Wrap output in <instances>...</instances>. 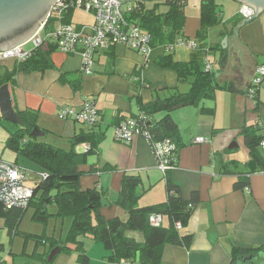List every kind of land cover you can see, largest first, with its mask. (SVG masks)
Returning a JSON list of instances; mask_svg holds the SVG:
<instances>
[{
    "label": "crops",
    "instance_id": "crops-1",
    "mask_svg": "<svg viewBox=\"0 0 264 264\" xmlns=\"http://www.w3.org/2000/svg\"><path fill=\"white\" fill-rule=\"evenodd\" d=\"M216 2L221 6L222 22L207 31L205 43L211 47L219 45L223 53L213 51L209 62L217 82L232 84L237 91L219 90L213 100H204L199 107L187 106L170 112L177 127L180 147L174 153V169L165 175L158 169L153 151L143 137L134 138L129 145L116 142L112 137L113 128L122 120L142 114L140 105L163 100L171 95L172 90L184 93L189 89L188 82L179 83L173 70L162 69L155 63L158 57L167 54L163 46L152 48L148 56L122 45L101 50L95 55L93 73L85 77L78 73L81 65L78 54H64L53 49L50 54L52 68L19 72L13 78V85H8L13 110L16 113L36 112V125L44 132L43 137L51 135L56 142L65 143L66 149L56 146L55 141L50 143L53 146L68 151L70 139L80 132L102 136L97 148L87 153L78 170L84 173L79 179L80 190L95 189L102 193L100 214L105 219L118 218L122 222L128 219L127 212L115 204L124 174L140 180L142 196L137 202L139 207L157 205L166 200V177L179 188L184 199L196 197V206L187 225L178 231L182 237H191L189 246L165 245L160 264H236L240 257L248 258V264L252 260L250 257L258 259L261 264L264 258L263 254L241 255L233 260L236 249L264 246V172L249 174L251 156L241 133L245 127L256 126L264 134V81L253 98L246 95L256 69L264 63V12L244 23L238 13L240 4L231 0ZM191 6L192 10H187ZM77 12L85 19H74ZM184 16L182 35L192 40L200 26L199 0H187ZM238 19L241 22L234 26L233 22ZM69 23L88 27L93 24V18L81 11H73ZM193 53L186 46L176 45L171 54L173 61L186 63ZM5 68L7 66L1 65L0 73ZM136 75L140 78L137 79ZM136 80L145 83V87L135 86ZM87 99L94 101L101 117L95 128L58 118V111L63 106L79 110ZM202 108L214 112L201 113ZM163 116L164 113H159L153 119L157 121ZM0 121L4 120L0 117ZM13 125L4 126L8 138L16 130ZM40 138L37 139L42 141ZM196 138H203L205 142L195 143ZM87 146L77 145L74 150L83 154ZM259 149L264 156V151ZM4 152L8 158L0 154L4 161L31 175L42 172L6 146ZM105 167H114L115 170L109 171ZM222 170L229 173L221 174ZM243 174L246 184L237 187ZM58 220L53 219V224ZM61 220L64 219L59 221L63 224ZM67 221H64L66 233L70 226V220ZM162 223L167 224L164 217ZM0 228H5L4 221L0 220ZM53 235L47 237L54 238ZM126 235L137 243L144 242L140 232L129 231ZM9 237L11 246L15 238H19L22 249L19 252L10 249L6 254L4 246L0 245L2 264H42L39 257L47 247L36 249L34 241L25 243L21 237ZM98 245L101 244L88 243L89 264L96 263L98 256L103 260L97 264H107V251ZM35 250L39 256L31 258ZM77 257V252L59 251L51 264H78Z\"/></svg>",
    "mask_w": 264,
    "mask_h": 264
},
{
    "label": "trees",
    "instance_id": "trees-1",
    "mask_svg": "<svg viewBox=\"0 0 264 264\" xmlns=\"http://www.w3.org/2000/svg\"><path fill=\"white\" fill-rule=\"evenodd\" d=\"M186 2L187 0H145L130 3L132 10L125 15V20L150 35L151 48L172 45L188 39L182 35ZM199 2L200 26L193 39L197 44V52H194L190 61L186 63L173 61L171 53L155 60L158 66L173 70L179 83L188 82L189 89L184 93L172 90L171 95L163 100L140 105L145 118L143 125L147 126L156 140H170L175 146V152L180 145L177 127L170 118V112L187 106L199 107L204 100H213L219 90L237 91L232 84H219L212 70L209 72L204 70L205 56L208 53L211 55L213 51L222 52L219 45L211 47L205 43L207 31L221 24L222 10L216 0H199ZM72 12V10L65 12L63 23L70 22ZM240 22L238 19L233 25L236 26ZM51 27L52 22H49L46 28ZM52 52L51 46L41 47L25 62H14L11 69L5 68L0 73V87L4 84L13 85V78L19 72L30 73L52 68L50 61ZM78 73L83 76L80 71ZM136 78L140 77L136 75ZM136 85L142 89L146 84L136 80ZM200 112L213 114L214 110L202 108ZM159 113H164V116L156 121L153 116ZM17 114L22 124L16 126L15 132L10 134L5 146L38 166L45 174V178L34 189L26 207L7 208L0 203V218L4 220L9 236L21 237L25 243L34 241L36 249L40 246L47 247L39 257L42 264H51L52 261L48 263L47 258L56 248L65 253L77 252V263L89 264L84 248V239L87 237L101 244L107 251V264L123 261H128L129 264H160L165 245L189 246L191 237L180 236L176 225L180 224L182 227L187 225L196 206L197 199L194 195L190 200L184 199L179 188L166 177V200L157 205L139 207L137 202L142 196L140 180L136 176L124 174L115 204L127 212L128 219L126 222L118 218L105 219L100 214L102 193L95 189L80 190L79 179L84 173L78 170L79 166L84 164L87 153L97 148L102 136L94 132H80L70 139V149L65 151L31 135L32 129L37 126L36 112L25 110ZM241 133L251 156V161L248 163L251 171L249 174L264 172V156L259 149L264 134H261L256 126L245 127ZM81 144H88L89 151L83 154L77 153L74 147ZM105 168L109 171L115 170L114 167ZM226 173L229 172L226 170L221 172V174ZM245 174L240 176L237 187L246 184ZM28 210L32 211L31 220L43 225L51 218L69 219L70 226L64 239L19 231L18 226ZM151 214L161 215L166 219L167 224L162 223L159 227L151 226L149 224ZM129 231L142 233L144 242L137 243L127 237L126 233ZM257 254L264 256V246L249 250L236 249L233 251V260L241 255L256 256ZM33 255H38L36 250L30 257H34ZM261 264H264V258Z\"/></svg>",
    "mask_w": 264,
    "mask_h": 264
},
{
    "label": "built area",
    "instance_id": "built-area-1",
    "mask_svg": "<svg viewBox=\"0 0 264 264\" xmlns=\"http://www.w3.org/2000/svg\"><path fill=\"white\" fill-rule=\"evenodd\" d=\"M81 11L93 18V24L88 27L73 26L63 23L65 12ZM132 10L130 4L119 3L115 0H58L50 8L42 27L25 43L6 52L0 53V63L14 61L22 63L31 58L36 50L41 47L51 46L54 50L64 54H78L81 58L80 73L88 76L93 71L95 55L101 50H107L114 45H122L143 56H148L152 48L150 35L134 24L125 20V15ZM238 13L243 20L253 16V10L245 5H240ZM52 22V27L46 26ZM176 45H183L192 52H197V44L192 40L178 41L165 46L166 53H172ZM208 53V51H207ZM208 53L204 60V70H211ZM264 81V63L255 72L248 89L247 96L253 98L257 88ZM62 119H72L86 127L95 128L101 122L100 114L94 101L86 100L79 110L74 107L63 106L58 111ZM145 122L144 115L126 118L112 130V137L116 142L129 145L136 137H143L150 145L156 159L158 169L165 175L174 169L175 146L168 139L156 140L150 133ZM205 139L196 138L195 143H203ZM264 151V140L259 144ZM89 147H86L88 150ZM45 174L39 172L30 174L23 168L4 162L0 159V203L5 207H26L32 198L34 189L39 185ZM149 224L159 227L162 224V216L151 214ZM177 230L182 226L176 225ZM0 264L2 262L0 261ZM111 264H129L128 261Z\"/></svg>",
    "mask_w": 264,
    "mask_h": 264
},
{
    "label": "water",
    "instance_id": "water-1",
    "mask_svg": "<svg viewBox=\"0 0 264 264\" xmlns=\"http://www.w3.org/2000/svg\"><path fill=\"white\" fill-rule=\"evenodd\" d=\"M58 0H0V53L14 49L28 41L42 25L49 15L52 3ZM129 4L145 0H115ZM245 5L253 10V16L246 20L248 23L264 12V0H231ZM52 5V6H51ZM0 117L2 120L16 126L22 124L20 116L13 110L8 84L0 87ZM31 135L35 138L44 136V132L34 127ZM59 253V249L52 250L47 258L50 263ZM249 264H255L257 259L250 257ZM248 260V258H247ZM245 258H238L236 264H248Z\"/></svg>",
    "mask_w": 264,
    "mask_h": 264
},
{
    "label": "rangeland",
    "instance_id": "rangeland-1",
    "mask_svg": "<svg viewBox=\"0 0 264 264\" xmlns=\"http://www.w3.org/2000/svg\"><path fill=\"white\" fill-rule=\"evenodd\" d=\"M192 1V0H190ZM130 4V3H129ZM191 7L187 8V10H192ZM81 19V20H84L85 18L80 14V13H75L74 15V19ZM246 20H243V22H245ZM14 61L10 60V61H5L3 62L2 64L0 63V66L3 65V66H7V68L9 67V69L12 68V65H13ZM158 66V65H157ZM11 67V68H10ZM160 67V66H158ZM162 68V67H160ZM162 69H166V68H162ZM93 73V71H92ZM91 73V74H92ZM144 73V72H142ZM90 74V75H91ZM85 77V75L83 76ZM87 100H91L93 101L92 99H87ZM60 120H63L61 119L60 117H58ZM67 120V119H65ZM68 120H72V119H68ZM73 121V120H72ZM75 122V121H74ZM37 123V122H36ZM13 125L12 123H8V122H4V121H0V154H5L4 152V149H5V141L8 139V132L5 130V125ZM41 125H43L42 122H40ZM15 126V125H13ZM81 126V125H80ZM38 127V126H37ZM45 136V135H44ZM42 140V142L44 141L45 143H53V141L56 142V140L51 136V135H46V137H43V138H40ZM56 146L60 147V148H64L66 149V144L65 143H58L56 142L55 144ZM85 151L83 153L86 152V148L84 149ZM5 159H8L7 158V154H5ZM2 159V158H0ZM4 161V159H2ZM4 162H7V161H4ZM8 163V162H7ZM25 164H28V163H25ZM28 166H32L31 164H29ZM31 215H32V211L31 210H28L22 221L20 222V225H19V229L22 230V231H25V232H29V233H34L36 235H40V234H44L46 236H49L51 234L54 233L53 237L56 238V239H60L64 234L66 235V230H67V227L65 226L66 223L64 224V221L68 223V219H64L63 224H61L60 219H55V220H58V222L55 223V225L53 224L54 222L53 221V218L49 219L48 222L43 225L41 223H38V222H35V221H32L31 220ZM1 221H4L2 218H0ZM54 230V231H53ZM62 234V236H61ZM64 236L61 238V240H63ZM89 242H92V243H95V241H89V239L85 240L84 239V248L85 250L87 249V246H88V243ZM98 244V243H97ZM0 245H3L4 248H5V252L6 254L8 253V251L10 249H12L13 252H19L21 249H22V244H21V240L19 238H15L14 240V244L13 246H11V240H10V237L9 235L7 234V229L6 228H0ZM99 248H103L101 245H98ZM103 250V249H102ZM25 258V257H24ZM103 259L101 257H97L96 258V263L94 262L93 264H97L98 262H101ZM259 260L257 259L256 263L255 264H258ZM260 264V263H259Z\"/></svg>",
    "mask_w": 264,
    "mask_h": 264
},
{
    "label": "flooded vegetation",
    "instance_id": "flooded-vegetation-1",
    "mask_svg": "<svg viewBox=\"0 0 264 264\" xmlns=\"http://www.w3.org/2000/svg\"><path fill=\"white\" fill-rule=\"evenodd\" d=\"M53 4V3H52ZM52 6V5H51ZM259 264V263H258Z\"/></svg>",
    "mask_w": 264,
    "mask_h": 264
}]
</instances>
